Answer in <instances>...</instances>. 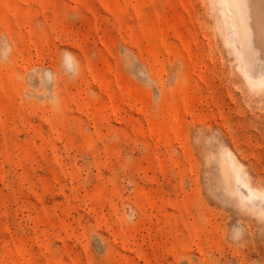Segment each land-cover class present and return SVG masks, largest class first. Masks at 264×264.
Instances as JSON below:
<instances>
[{
    "label": "rangeland",
    "instance_id": "rangeland-1",
    "mask_svg": "<svg viewBox=\"0 0 264 264\" xmlns=\"http://www.w3.org/2000/svg\"><path fill=\"white\" fill-rule=\"evenodd\" d=\"M250 1L0 0V264H264Z\"/></svg>",
    "mask_w": 264,
    "mask_h": 264
},
{
    "label": "bare ground",
    "instance_id": "bare-ground-1",
    "mask_svg": "<svg viewBox=\"0 0 264 264\" xmlns=\"http://www.w3.org/2000/svg\"><path fill=\"white\" fill-rule=\"evenodd\" d=\"M250 2L253 8V14L257 18L256 23L261 37V49L264 52V0H251Z\"/></svg>",
    "mask_w": 264,
    "mask_h": 264
}]
</instances>
